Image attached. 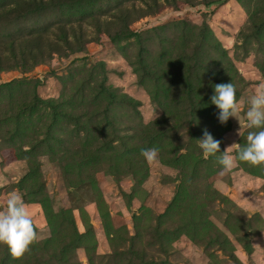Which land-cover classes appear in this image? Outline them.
I'll return each mask as SVG.
<instances>
[{"label":"rangeland","instance_id":"rangeland-1","mask_svg":"<svg viewBox=\"0 0 264 264\" xmlns=\"http://www.w3.org/2000/svg\"><path fill=\"white\" fill-rule=\"evenodd\" d=\"M0 55V211L20 194L38 234L0 264H264V165L199 148L255 131L264 0H0Z\"/></svg>","mask_w":264,"mask_h":264},{"label":"clouds","instance_id":"clouds-1","mask_svg":"<svg viewBox=\"0 0 264 264\" xmlns=\"http://www.w3.org/2000/svg\"><path fill=\"white\" fill-rule=\"evenodd\" d=\"M212 105L218 109V120L221 124L230 118H237L238 102L235 85L231 82L214 86V94L210 97ZM246 126L250 131L247 143H233L221 152V141L215 139L210 131L205 129L199 140V148L205 158L214 157L220 153L217 163L221 166V175L230 171L236 162H246L251 166L264 165V85L258 86L250 100V107L246 111ZM235 148L236 155L228 152ZM143 158L149 162H156L159 149L153 147L141 152ZM38 239L33 219L18 193L10 194L6 202V210L0 211V246L7 247L12 258L22 257L29 247Z\"/></svg>","mask_w":264,"mask_h":264},{"label":"trees","instance_id":"trees-1","mask_svg":"<svg viewBox=\"0 0 264 264\" xmlns=\"http://www.w3.org/2000/svg\"><path fill=\"white\" fill-rule=\"evenodd\" d=\"M213 3H216V1H212V2H210V4H213ZM12 13H15L16 12V10H13V11H11ZM12 54H11V56H12V58L13 59H16V54H15V51H14V49L12 50V52H11ZM3 57L0 55V62L1 61H3ZM3 71V70H5L4 68L3 69H0V71Z\"/></svg>","mask_w":264,"mask_h":264}]
</instances>
